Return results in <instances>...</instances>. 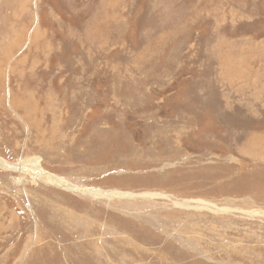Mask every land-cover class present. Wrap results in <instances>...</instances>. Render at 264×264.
Wrapping results in <instances>:
<instances>
[{"label":"rangeland","instance_id":"rangeland-1","mask_svg":"<svg viewBox=\"0 0 264 264\" xmlns=\"http://www.w3.org/2000/svg\"><path fill=\"white\" fill-rule=\"evenodd\" d=\"M0 264H264V0H0Z\"/></svg>","mask_w":264,"mask_h":264},{"label":"bare ground","instance_id":"bare-ground-1","mask_svg":"<svg viewBox=\"0 0 264 264\" xmlns=\"http://www.w3.org/2000/svg\"><path fill=\"white\" fill-rule=\"evenodd\" d=\"M2 162L7 166V167H14L15 170H25V168H27V171L31 172V171H34L35 168L32 167V166H14V165H11L9 164L8 162L2 160ZM29 167V168H28ZM26 171V170H25ZM56 180L58 181L59 184H61L62 182V179L60 178H56ZM116 195H120V196H128V195H131L132 193H128V192H122V191H118V193H115ZM134 195V194H132Z\"/></svg>","mask_w":264,"mask_h":264}]
</instances>
